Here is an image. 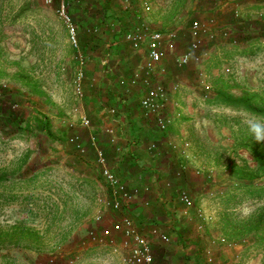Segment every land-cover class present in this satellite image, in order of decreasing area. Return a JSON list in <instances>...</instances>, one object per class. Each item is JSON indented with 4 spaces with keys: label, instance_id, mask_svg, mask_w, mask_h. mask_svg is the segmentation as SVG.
<instances>
[{
    "label": "rangeland",
    "instance_id": "1",
    "mask_svg": "<svg viewBox=\"0 0 264 264\" xmlns=\"http://www.w3.org/2000/svg\"><path fill=\"white\" fill-rule=\"evenodd\" d=\"M149 1L145 15L127 11L125 30L147 25L178 33L168 57L148 78L164 89L173 143L186 150L173 153L172 220L203 248L201 264H264V189L255 195L247 188L264 186V173L245 168L264 162V142L255 141L244 125L248 118H264V0ZM89 8V20L82 19L85 34L97 27L99 8ZM71 14L79 26L80 13ZM193 21L209 33L201 37L198 58L177 67L172 58L186 50ZM112 41L109 36L104 48ZM79 50L80 56L54 4L0 0V264H126L113 224L127 216L146 235L150 224L168 226L171 219L142 203L127 207L131 213L110 207L89 143L92 130L81 123L86 116L98 127L101 112H107L85 104L88 82L98 88L104 67L114 79L122 77L124 69L142 66L144 55L123 36L108 55ZM79 70L85 74L81 95ZM133 86L136 99L144 87ZM217 93L245 98L260 111L214 104ZM130 104L137 109L135 101ZM36 120L47 124L49 135L35 129ZM182 193L188 205L178 199ZM142 208L150 210L139 216ZM168 236V242L152 244L155 264H172V257L173 264H194L193 247L174 244V230L173 240Z\"/></svg>",
    "mask_w": 264,
    "mask_h": 264
},
{
    "label": "built area",
    "instance_id": "2",
    "mask_svg": "<svg viewBox=\"0 0 264 264\" xmlns=\"http://www.w3.org/2000/svg\"><path fill=\"white\" fill-rule=\"evenodd\" d=\"M45 2L55 5L58 17L67 28L69 41L80 56L76 24L67 11L65 0H45ZM120 2L124 9L135 12L139 17L147 14L151 9L149 0H120ZM188 29L190 41L186 50L176 58H172L177 67L185 66L198 58L197 52L201 46V37H205L209 33L205 25L197 21H193ZM88 31L97 32L98 28H89ZM177 38L178 33L173 28L163 31L149 28L147 25L130 28L123 33V40L128 43L129 47L133 51L142 52L144 55L142 74L139 72L134 73L129 82L133 85L139 84L144 87V91L138 97V105L143 113L152 119L156 128L161 132L167 128L170 122L165 113L166 93L161 86L150 85L148 78L156 67L168 57V52L173 48V42ZM84 76L85 74L82 70L77 72L76 82L79 95L82 93L80 83ZM110 111L114 112L115 108L110 109ZM81 123L84 127L91 126V122L86 116H81ZM94 139L93 135L89 136V143L95 148L96 152L95 163L109 190L110 207L115 211H121L138 199L140 190L137 187H128L119 176L113 173L105 153L96 147ZM76 146L82 151L80 143H77ZM147 189L148 187H145L146 191ZM178 199L183 204L188 205L190 203L187 194H180ZM113 230L120 237L119 247L124 250L123 261L126 264H155L151 239H156L160 242L169 241L167 233L156 225L149 226L148 234L141 233L134 221L127 216L121 217L120 225L114 223ZM108 233L107 231L105 232L107 235ZM110 242H112L111 239Z\"/></svg>",
    "mask_w": 264,
    "mask_h": 264
},
{
    "label": "crops",
    "instance_id": "3",
    "mask_svg": "<svg viewBox=\"0 0 264 264\" xmlns=\"http://www.w3.org/2000/svg\"><path fill=\"white\" fill-rule=\"evenodd\" d=\"M131 67V70L124 69L122 77L115 76L116 81L123 84L120 96L129 104L134 96L133 90L136 89L129 79L134 73L142 74L143 72L142 66ZM157 67L160 68V65ZM107 76L111 80L106 78L104 85L112 82L110 85L113 90L116 86L120 87L114 83V73L111 70L107 71ZM138 97L133 99L137 109H134L130 104L131 106H127L128 108H124L118 113L107 111L104 115L105 113L101 112L102 122L98 127H93L91 123L92 131L89 132V136H94L96 147L105 153L113 173L119 176L128 187L139 188V197L135 201L137 204L142 203V207L150 205L152 212L161 211L171 217L168 226L164 223L162 225L168 227L164 230L173 240V224H171L173 223V208L170 209L168 205L173 201H170L173 196V165H175L173 153H179L180 149L186 150L182 148L184 145L181 147L179 144L173 143L175 141L173 138L175 136H173V113L169 115L170 122L164 131L153 130L154 123L140 109ZM144 117L149 120L150 127L144 121ZM92 149L94 150L93 147ZM185 155L188 156L186 153ZM145 187H148L147 191ZM141 210L138 213L143 214V211L149 212L150 209L142 208ZM158 218H162V216ZM171 244L173 245V242ZM167 247L168 245H166ZM187 250L185 249V251ZM170 251L173 255V249ZM171 261L173 264V257Z\"/></svg>",
    "mask_w": 264,
    "mask_h": 264
},
{
    "label": "trees",
    "instance_id": "4",
    "mask_svg": "<svg viewBox=\"0 0 264 264\" xmlns=\"http://www.w3.org/2000/svg\"><path fill=\"white\" fill-rule=\"evenodd\" d=\"M65 4H66L68 13L72 17H73V15L71 14L72 11L80 13L79 26H78L77 21H75V20L74 21L76 24L78 43H79L80 48H82V50L84 52L100 50V52H106V54H107L109 50L114 48V46H116V44L119 43V39L122 38L123 33L126 31L125 30V28L127 26L126 25V16H127L128 10H126L120 6H115L113 0H82V2H79L78 0H65ZM90 5L96 6L99 8L98 12L95 14V17H96L95 18L96 19L95 24L97 25L98 31L97 32H88V34H85V32H83V27L85 26L86 22L83 23L82 19L83 20H85V19L89 20V18H87V17L92 15V11L89 8ZM110 6L113 7L111 10L109 8ZM88 10L90 11V14L87 12ZM78 27L81 28V33H78ZM109 36H111L113 43H110L108 45V48H104L105 44L108 41ZM97 66H99V65H97ZM100 73L103 76H102V80H101L102 82L100 83V86L98 88L94 89L95 88L94 87L93 88L94 90H93L92 87L90 86L89 82L86 85L88 93L86 94V96L84 98L85 104L88 106V103H96L97 104L96 108L98 110L101 109V107H104V109L106 111H110V109L115 108L116 113H118L119 111L121 112L124 108H128L127 106H131L129 103L125 102L123 100V98L120 96V92H121L120 89L122 88L121 85H119L120 87L116 86L117 88L115 87L114 90L111 88L112 82H110L111 85L110 84L104 85L106 78L111 80V78H109L107 76V70L105 67H104V69L101 68ZM116 82L117 81L115 80L114 83H116ZM116 85H117V83H116ZM133 101L134 100H132V102ZM212 103H214V104L223 103V104H227V105H242V106H245L247 110H250L252 112L260 111V110H258V108H255L254 106H252L250 104V102H248V100H246L245 98H242V97L241 98H231V96L226 97V96H223L222 94L220 96L219 93H217V95L214 96ZM144 121L150 127L149 120L145 118ZM46 125L47 124L45 122L40 121V120H36L34 127L38 131L43 132L46 135H49V130H48ZM26 127H28V126H26ZM152 129L158 131V129L156 128L155 125L152 126ZM24 131H28V130L24 129ZM245 168L251 172H254L255 174L264 173V162L263 161L259 162V163L257 162V164L254 167L246 166ZM233 169H234V167H233ZM184 172H185V170H182V173H184ZM184 175H185V173L183 174V176ZM247 188H248L250 193L255 194V195H259L260 191H262L264 189V186L254 187L252 184H248ZM132 204L133 203H131L130 205H132ZM126 209L129 213H131L129 211L130 210L129 208H124V210H126ZM138 215L140 216L142 214L139 213ZM139 224H142V222H140ZM172 224H173V230H174V234H175V243L174 244H177V245L180 244L183 247H191L192 246L193 249L191 251V254L193 256V263L194 264H201L202 255H204L203 248L197 243V241L195 242V240L191 239L190 234H189V229L185 228L184 226H180V224L176 220H174ZM151 225H156V224L152 223L149 226H151ZM158 226L162 230L166 229L163 225H158ZM13 229H14V227H13ZM21 230H22L21 232H24L23 230H25L27 232V229H21ZM164 232L166 233L165 230H164ZM27 233H29V232H27ZM154 242L162 243L156 239H153L151 241L152 244ZM20 246L22 249L27 248L26 245H20ZM12 247H14V246H12ZM57 248L58 247H55L52 253H55ZM36 249L40 252L43 249V247L39 246V248H36ZM8 250H9V248H6V251H8ZM192 256H191V258H192Z\"/></svg>",
    "mask_w": 264,
    "mask_h": 264
},
{
    "label": "clouds",
    "instance_id": "5",
    "mask_svg": "<svg viewBox=\"0 0 264 264\" xmlns=\"http://www.w3.org/2000/svg\"><path fill=\"white\" fill-rule=\"evenodd\" d=\"M249 135L257 142H264V118L251 117L244 121Z\"/></svg>",
    "mask_w": 264,
    "mask_h": 264
}]
</instances>
